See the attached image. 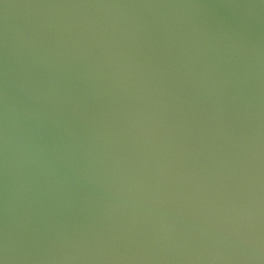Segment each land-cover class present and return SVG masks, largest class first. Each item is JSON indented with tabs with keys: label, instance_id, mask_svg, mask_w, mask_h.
Masks as SVG:
<instances>
[{
	"label": "water",
	"instance_id": "95a60500",
	"mask_svg": "<svg viewBox=\"0 0 264 264\" xmlns=\"http://www.w3.org/2000/svg\"><path fill=\"white\" fill-rule=\"evenodd\" d=\"M0 264H264V0H0Z\"/></svg>",
	"mask_w": 264,
	"mask_h": 264
}]
</instances>
